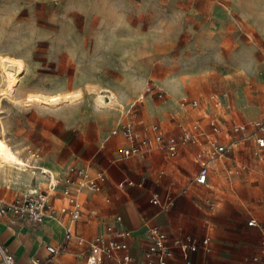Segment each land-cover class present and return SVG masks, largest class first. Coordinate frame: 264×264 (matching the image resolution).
I'll list each match as a JSON object with an SVG mask.
<instances>
[{"label":"rangeland","instance_id":"1","mask_svg":"<svg viewBox=\"0 0 264 264\" xmlns=\"http://www.w3.org/2000/svg\"><path fill=\"white\" fill-rule=\"evenodd\" d=\"M7 57L25 69L10 87L0 74V137L22 159L59 176L81 142L123 157L128 142L121 133L105 142L117 123L132 120L143 138L152 139L146 128L158 126L179 139L198 123L220 144L237 143L227 162L247 169L233 186L221 173L209 187L195 186L198 148L182 145L172 157L153 140L145 148L151 182L171 196L190 188L209 200L206 207L221 224L224 210L238 205L241 222L264 232V151L259 158L252 137L264 118V0H0V59ZM148 82L167 96L145 97L134 118L129 110ZM77 91L81 98L74 104L26 103L32 94ZM226 92L246 132H235L227 111L215 107L213 97ZM182 99L199 106L181 110ZM32 171L0 166V200L11 204L32 189ZM251 218L260 228L249 226Z\"/></svg>","mask_w":264,"mask_h":264},{"label":"crops","instance_id":"2","mask_svg":"<svg viewBox=\"0 0 264 264\" xmlns=\"http://www.w3.org/2000/svg\"><path fill=\"white\" fill-rule=\"evenodd\" d=\"M150 84L166 93L159 85L148 82L142 95ZM142 95L131 106L134 104L140 106L145 97L152 96L148 95L141 99ZM137 111L139 112L138 109ZM137 115L138 113L134 118ZM110 134L105 142L115 137ZM115 145L116 141L113 139L107 149L112 151ZM104 149V146L98 148L95 144L81 142L74 149L76 159L68 164V166L84 167L92 174L99 171H105L107 174L100 192L86 191L81 195L84 213L79 221L72 222L58 212L57 220L47 218L41 225H34L13 216L0 218V243L16 257L20 264H29L34 258H45L48 245L62 248L57 264H85V249L78 244L77 239L81 237L89 240L105 234L106 227L114 224L116 216L122 219L120 224L115 225L116 230L131 233L129 253L138 264L148 262L144 255L149 245L146 231L152 228L158 229L167 237V243L173 253L169 264H187L188 261L191 264H264L263 242L261 245V235L263 238L264 232L260 233V230L248 228L244 222H241L239 215L242 212L238 205L224 210L226 220H224L225 224H221L214 216V212L206 207L209 205V200L202 199L190 188L176 196H171L169 191L160 193L151 182L152 179L150 180L152 169L151 165L145 163L147 157L145 160L135 156L114 159L112 157L116 153H110ZM78 158L82 160L79 161ZM67 167L59 175H63ZM220 173L224 180L222 163L211 170L209 183L205 186L209 187L214 176ZM31 175L34 179L37 178L36 185L31 188L45 190L47 183L42 176V182L38 183L40 175H33L32 172ZM40 184H44L45 187L42 188ZM191 184L199 186L194 182ZM233 184L228 185L233 186ZM27 189L30 188L23 191ZM155 194L159 195L160 206L151 203ZM168 203L169 208L166 210L164 207ZM53 204L57 206L58 200L54 199ZM237 218L240 222L230 220ZM68 229L73 237L66 240ZM188 238L199 246L205 238H211L210 251L200 248L196 252H188L186 257L177 242L188 244ZM118 260V258L107 259L106 264H112Z\"/></svg>","mask_w":264,"mask_h":264},{"label":"built area","instance_id":"3","mask_svg":"<svg viewBox=\"0 0 264 264\" xmlns=\"http://www.w3.org/2000/svg\"><path fill=\"white\" fill-rule=\"evenodd\" d=\"M148 95L163 99L166 93L150 84L146 87L141 99ZM213 100L216 108L227 111L226 116L231 121V126L235 132L247 131L248 125L239 121L234 114L233 108H231L232 104L230 103L228 92L215 95ZM135 106L136 104L129 110V114H132L133 117L138 113L134 109ZM178 106L181 110H185L188 107L195 109L199 106V103L196 100L188 101L187 99H182L178 102ZM213 127L216 134L221 133V130L217 126L213 125ZM256 127L252 137L256 138V153L261 158V154L264 151V118L256 124ZM146 130L153 133V139L149 137L143 138L135 128V122L130 120L122 126L118 124L111 131L110 135L116 136L121 133L123 138L128 142V146L122 151L123 158L135 156L140 160H145L147 157L145 148L151 145L153 140L172 157L179 156L182 145L198 148L195 158L199 164V170L193 182L199 186H205L209 183L211 170L219 163L223 164L224 180L229 185L235 182L240 171L247 169L246 165H236L235 163L227 162L230 160L229 154L234 151L237 143L220 144L215 134L208 133L198 123L192 127L184 128L183 134L179 139L174 136L167 137L158 126L146 128ZM32 174L42 176L47 183L46 189H27L11 204H5L0 200V218L13 216L19 220L29 221L34 225H41L47 218L57 220L56 213L58 212L63 217L69 218L72 222H77L84 213L81 195L86 191L100 192L102 184L107 177L105 171L92 174L86 168L76 165L68 166L65 173L59 176H56L52 171L47 169H35V171H32ZM54 199L59 202L57 206L53 204ZM151 203L156 206L161 205L158 194L154 195ZM168 208L169 203L164 209L168 210ZM121 221V217L116 216L114 224L106 227L105 234L89 240L81 237L77 239L78 244L84 246L85 249V264H106L107 259L115 258L119 260L112 264H138L129 253L131 233L125 230H116L115 228V225L120 224ZM248 224L252 227H260L256 219H251ZM146 235L149 240V245L144 252L145 258L148 261L147 264H169L173 253L167 243L166 235L156 228L147 230ZM72 237V232L69 229L66 230V240ZM188 241V244L177 242L186 254V257L188 252H196L200 248L204 251H210L211 238H205L201 246L194 243L190 238H188ZM46 251L47 256L45 258H34L29 264H57V259L62 254V248L48 245ZM0 264H20L16 257L1 243ZM187 264H191V262L188 261Z\"/></svg>","mask_w":264,"mask_h":264},{"label":"bare ground","instance_id":"4","mask_svg":"<svg viewBox=\"0 0 264 264\" xmlns=\"http://www.w3.org/2000/svg\"><path fill=\"white\" fill-rule=\"evenodd\" d=\"M24 65L21 61L11 58L0 59V74L7 82V86L13 85L14 81L24 72ZM81 98L80 93H69L66 95L43 96L38 94L29 95L26 103L44 105L57 108L63 104H74ZM100 100H103L99 97ZM98 99V100H99ZM0 166L18 173H26L30 169H41L29 161L22 159L16 153L6 139L0 137Z\"/></svg>","mask_w":264,"mask_h":264}]
</instances>
